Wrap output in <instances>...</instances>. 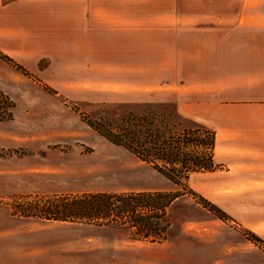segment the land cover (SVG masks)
<instances>
[{"label":"rangeland","instance_id":"obj_1","mask_svg":"<svg viewBox=\"0 0 264 264\" xmlns=\"http://www.w3.org/2000/svg\"><path fill=\"white\" fill-rule=\"evenodd\" d=\"M140 1L116 0L111 12L138 13ZM20 23L0 19V51L28 72L0 59V91L15 105L12 119L0 122V203L6 210H0V221L4 229L19 227L0 244L4 264H15L11 253H19V264H264V191L254 190L251 181L224 167L193 174L189 185L229 219L218 218L197 198L184 196L169 208L171 226L161 242L134 240L127 227L13 214L15 202L39 195L178 189L83 120L84 114L115 119L129 113L163 115L173 111L172 104L157 103L155 94L148 95L154 100L148 105L113 102L123 99L122 93L99 90L88 80L106 82L114 75L123 79V70L91 69L93 54L74 51L75 38H67L71 49L61 54L72 61H61L58 44L49 38L57 57L52 61L43 54L47 38L19 35ZM138 24L132 19V26ZM118 59L113 63L122 64ZM77 80L82 83L73 82ZM135 94L130 98L144 96Z\"/></svg>","mask_w":264,"mask_h":264},{"label":"crops","instance_id":"obj_2","mask_svg":"<svg viewBox=\"0 0 264 264\" xmlns=\"http://www.w3.org/2000/svg\"><path fill=\"white\" fill-rule=\"evenodd\" d=\"M115 1L0 0V19L21 22L19 35L47 38L43 54L52 61L49 38L61 61H72L61 54L71 49L67 38H75L74 51L93 54L91 69L124 71L123 79L88 82L122 93L115 103L148 105L155 94L157 103L169 102L183 117L212 128L216 161L264 191V0H142L138 13L118 15ZM115 57L122 64L113 63ZM135 93L144 96L130 98ZM0 210L6 211L3 203ZM15 229L0 221V244ZM9 257L19 264V253Z\"/></svg>","mask_w":264,"mask_h":264},{"label":"trees","instance_id":"obj_3","mask_svg":"<svg viewBox=\"0 0 264 264\" xmlns=\"http://www.w3.org/2000/svg\"><path fill=\"white\" fill-rule=\"evenodd\" d=\"M0 59L28 74L2 51ZM14 106L11 98L0 91V122L12 119ZM84 115L83 120L100 136L149 165L178 189L39 195L15 202L13 214L43 221L127 227L132 239L150 242L167 238L171 226L169 208L184 196L197 198L218 218L229 219L189 185L193 174L223 167L215 159V130L183 117L175 109L163 115L129 113L120 119Z\"/></svg>","mask_w":264,"mask_h":264}]
</instances>
